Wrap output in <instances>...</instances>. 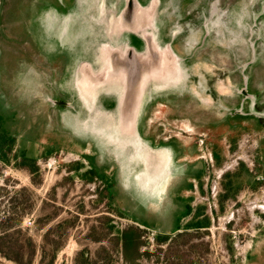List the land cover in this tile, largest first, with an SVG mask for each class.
Masks as SVG:
<instances>
[{
  "label": "rangeland",
  "instance_id": "1",
  "mask_svg": "<svg viewBox=\"0 0 264 264\" xmlns=\"http://www.w3.org/2000/svg\"><path fill=\"white\" fill-rule=\"evenodd\" d=\"M51 1L0 0V72L6 70L0 115L9 119L16 136L10 163L0 162V235L7 231L20 243L23 236L32 239L33 264H39L42 255L46 264L56 247L54 264H264V26L253 63L247 43L256 0H221L223 8L235 4L238 9L227 10L225 27L210 28V40L194 65L211 79L215 70L227 71L225 77L217 75L213 85L230 107L239 100L241 68L246 71L251 76L249 92L256 95L247 106L253 120L225 121L226 113L218 105L193 94L189 103L180 99L179 108L158 102L148 110L144 132L157 140L176 135L182 163L196 159V169L189 168V175L202 177L193 189L186 183L181 186L190 179L185 175L169 188V201L156 210L153 201L142 198L144 189L125 185L124 162L113 171L104 141L90 135L71 140L52 107L45 120L43 112L49 106L40 96L50 79L28 65H22L20 74L19 60L3 49H15L23 60L28 56L32 61L36 53L46 55L44 36L35 30ZM235 20H242L240 26H234ZM33 97L37 99L31 103ZM99 129L106 133L104 125ZM214 143L225 163L210 174L202 159ZM21 152L27 163L35 161L37 174L21 168ZM92 170L96 174H90ZM207 182L208 188L202 189ZM172 191L173 197L179 195L191 205L182 225L192 215L203 214L209 219L208 231L198 236L194 231L173 233L184 208L170 198ZM125 237L136 238V245L124 243ZM156 237L171 240L161 244ZM0 264L13 263L0 258Z\"/></svg>",
  "mask_w": 264,
  "mask_h": 264
},
{
  "label": "flooded vegetation",
  "instance_id": "2",
  "mask_svg": "<svg viewBox=\"0 0 264 264\" xmlns=\"http://www.w3.org/2000/svg\"><path fill=\"white\" fill-rule=\"evenodd\" d=\"M255 3L258 8L250 13L247 41L251 63L256 60L255 46L264 26V0ZM230 8L238 6L225 9L221 0H52L43 8L35 30L44 36L46 44L42 50L46 55L36 53L32 61L28 56L23 60L14 53L15 49H3L19 60L20 74L22 65H28L32 72L50 79L40 96L49 106L43 110L45 120L52 107L53 116L71 140L90 135L93 140L104 141L113 171L124 162L125 185L141 187L142 198L153 201L154 210L162 209L169 201V188L179 185L181 178L189 175V168L196 169V159L182 163L183 152L176 135L160 136L157 140L144 132L152 105L163 102L176 109L180 99L189 103L193 94L197 99L208 97L218 105L226 113L225 121L253 120L247 106L256 95L249 92L251 76L245 75L246 71L241 68L239 100L230 107L221 101L213 85L216 76L225 77L227 71L215 70L211 79L204 70L194 69L197 55L201 56L210 40V28L225 27ZM241 22L235 20L234 26ZM2 73L0 88L5 74ZM0 92L3 93L1 89ZM36 99L33 97L31 103ZM175 115L177 121V110ZM4 118L11 127L9 119ZM103 125L106 133L99 131ZM202 162L208 171L225 163L215 143ZM201 180V176H190L181 186L186 183L194 189ZM203 186L202 189L208 188V182ZM173 192L170 198L184 208L173 233L194 231L198 236L208 231L209 219L203 214L192 215L182 225L190 215L191 205L180 200L179 195L173 197ZM141 225L149 226L143 221ZM170 240L156 237L161 244Z\"/></svg>",
  "mask_w": 264,
  "mask_h": 264
},
{
  "label": "trees",
  "instance_id": "3",
  "mask_svg": "<svg viewBox=\"0 0 264 264\" xmlns=\"http://www.w3.org/2000/svg\"><path fill=\"white\" fill-rule=\"evenodd\" d=\"M14 134L11 130V127L9 123H7L6 119L0 115V162L3 164L10 163V155L12 151L14 150V147L16 145ZM22 161L24 162L22 165V169L28 170V172L33 176L37 174V167L35 166V161H32V163H27L28 160L24 154L21 152ZM12 159H16L17 155H12ZM26 162V163H25ZM2 188H0V198ZM65 226L72 225L71 222H64ZM19 233V232H17ZM20 234V233H19ZM22 238V237H21ZM124 243H130L133 244V246L136 245V238L129 239L128 237H125L123 239ZM27 246L26 250L24 248V244ZM23 243L18 242L17 239L13 237V235H9L6 232L2 233L0 235V258L11 262L13 264H33L35 255H36V247L32 241V239L27 238L23 236ZM59 247H56L53 249L49 260L46 264H54L56 253L58 251ZM39 264H44V256L42 255ZM84 264H89L87 261H85Z\"/></svg>",
  "mask_w": 264,
  "mask_h": 264
}]
</instances>
